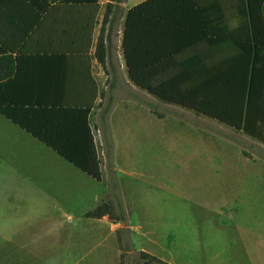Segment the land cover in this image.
Listing matches in <instances>:
<instances>
[{"label": "crops", "instance_id": "0c3cea01", "mask_svg": "<svg viewBox=\"0 0 264 264\" xmlns=\"http://www.w3.org/2000/svg\"><path fill=\"white\" fill-rule=\"evenodd\" d=\"M96 1L94 9L90 0L71 6L50 0H0V107L26 115L36 110L52 111L53 117L41 119L35 128L62 147L88 144L90 134L101 171L100 181L91 178L0 114V197H5V207L24 212L6 225L11 228L10 235H0L7 242L11 238L14 264H31V260L82 263L85 222L91 225L87 227L94 235L105 228L111 230L113 264H120L123 252L116 235L120 228L128 231L132 227L125 219L113 218V222L108 216L87 218L85 213L105 204L113 211L128 213L132 211L131 203L141 201L137 190L130 195L128 189L122 188V192L118 177L122 172L116 167L118 157L112 151L113 130H130L126 125L140 134L146 130L151 95L129 79L122 51L125 13L146 0H126L120 11L107 14L105 5L109 0ZM237 4L225 22L230 29L239 28L241 19H247V13ZM259 5L254 1V22L258 41L264 44V8ZM205 17L209 29V11ZM100 40L102 46L98 48ZM212 49L220 54L206 61L209 66L233 52L226 43L212 48L204 41L183 50L177 62ZM106 84L117 87L106 92ZM124 88L127 91L123 93ZM116 92L120 94L118 104L113 98ZM123 105L128 108L117 114L116 106ZM168 105L176 108L177 114L196 115ZM250 127L257 130L258 123L252 122ZM235 139L243 162L236 178L244 192L254 187L251 180H264V170L245 171V164H264V143L243 130H235ZM236 244L234 250L221 241L220 254L228 255L229 250L239 254V247L246 246L238 240ZM251 247L244 250L252 253ZM150 249L142 247L140 251L163 257Z\"/></svg>", "mask_w": 264, "mask_h": 264}, {"label": "rangeland", "instance_id": "374dc122", "mask_svg": "<svg viewBox=\"0 0 264 264\" xmlns=\"http://www.w3.org/2000/svg\"><path fill=\"white\" fill-rule=\"evenodd\" d=\"M113 86L117 87L106 84V92ZM114 95L118 104L120 94ZM126 108L116 106V113ZM147 109L145 133L129 125L128 131L123 125L113 130L112 153L122 172L120 188L128 189L129 195L137 190L141 200L131 203L128 213L111 210L109 214L132 227L127 233L117 231L123 252L120 264H264V180H251L254 187L241 191L236 174L243 162L235 130L192 112L177 114L176 108L152 96ZM263 170L264 164H245V171ZM0 204V235H10L6 225L24 212L5 207V197H0ZM85 224L84 258L79 264H113L111 230L94 235L87 227L91 225ZM7 239L0 236V264L15 262L11 238ZM237 240L246 243L244 249L252 246V253L240 246L239 254L230 250L228 255L220 254L221 241L235 250ZM142 247L163 257L153 256L147 263ZM31 262L46 264V260Z\"/></svg>", "mask_w": 264, "mask_h": 264}, {"label": "trees", "instance_id": "16d2710c", "mask_svg": "<svg viewBox=\"0 0 264 264\" xmlns=\"http://www.w3.org/2000/svg\"><path fill=\"white\" fill-rule=\"evenodd\" d=\"M97 7L96 0H90ZM222 1V2H219ZM254 1L264 8V0H146L125 13L122 51L128 76L134 86L152 97L193 111L233 130L245 133L264 143V44L259 43L254 22ZM61 5L87 4L89 0H50ZM126 0H109L105 14L120 11ZM263 2V3H262ZM242 6L247 19L239 28L226 25L228 13L235 5ZM210 12V28L206 12ZM218 48L226 43L232 55L207 65L220 51L194 53L177 62L183 50L202 43ZM102 46V40L97 47ZM238 50V51H236ZM256 110V111H255ZM28 112L0 107V114L11 120L67 162L100 181V161L89 134V143L62 147L40 133L35 123L53 117L52 111ZM88 111L85 112V115ZM255 115V116H254ZM254 116V118H253ZM255 120V121H254ZM257 122V130L251 123ZM111 207L99 206L85 213L87 218L108 216ZM144 261L153 257L143 254Z\"/></svg>", "mask_w": 264, "mask_h": 264}, {"label": "water", "instance_id": "95a60500", "mask_svg": "<svg viewBox=\"0 0 264 264\" xmlns=\"http://www.w3.org/2000/svg\"><path fill=\"white\" fill-rule=\"evenodd\" d=\"M119 232H120V233H127L128 231H127L126 228H120V229H119Z\"/></svg>", "mask_w": 264, "mask_h": 264}]
</instances>
